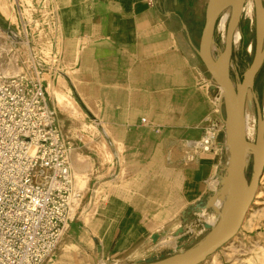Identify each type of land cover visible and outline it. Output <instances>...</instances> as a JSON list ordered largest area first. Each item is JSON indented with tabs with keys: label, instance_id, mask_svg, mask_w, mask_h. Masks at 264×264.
Returning <instances> with one entry per match:
<instances>
[{
	"label": "rangeland",
	"instance_id": "rangeland-1",
	"mask_svg": "<svg viewBox=\"0 0 264 264\" xmlns=\"http://www.w3.org/2000/svg\"><path fill=\"white\" fill-rule=\"evenodd\" d=\"M121 1L124 0H116L118 7H123ZM226 10L229 20L231 8ZM223 13L213 37L215 59L223 48L218 28ZM109 15L120 20L125 14L116 11ZM135 16L139 20L146 19L141 12ZM101 19L97 16L95 0H0V75L6 78L39 73L58 128L72 143V152L83 156L78 168L72 167L69 158L72 190L80 193L81 198L74 201L71 223L44 264L62 262L58 253L72 224L89 229L99 238L105 231L128 228L136 218L141 219L137 234L142 242L150 243L148 247L152 252L145 259L147 262L195 247L208 236L225 211L226 196L218 195L223 197L220 208L213 202L219 214L206 206L220 191L219 174L214 180L209 177L206 181L194 176L201 156L221 152L226 155L218 156L222 161L219 168L224 167L226 177L229 153L219 147L204 154L194 145L202 138L209 121L225 117L220 88L203 63L196 60V66H190L174 56L170 42L156 28L148 34L137 29L136 58L133 52L126 51L116 58L104 40L109 29L97 26ZM204 21L205 12L202 25ZM200 28L193 29L197 36ZM239 30L241 39L233 45L234 58L230 64V77L236 87L255 51L252 0L246 1ZM194 33L191 31L190 36ZM195 45L198 57L199 43ZM244 54L246 62L241 59ZM254 97L263 117L264 65L256 87L246 94V103H250L254 116L250 142L255 141L257 127ZM220 136H223L222 141ZM219 137L220 143L226 140L223 133ZM247 159L246 176L250 181L255 168L251 152ZM156 166L171 173L172 178H160L156 175ZM214 169L215 166L212 173ZM211 184H215L216 189ZM192 186L195 191L204 192L196 203L185 201ZM259 188H262L260 181L256 192ZM112 199L117 200L118 205L133 209L126 215L128 221L121 215L115 222L107 215L105 209ZM256 210L251 213L254 227L241 226L233 249L221 246L216 251V264H248L254 253L264 251V203ZM78 233L91 238L83 230ZM167 238L174 246L167 243ZM87 241L81 244L83 250L88 247ZM74 255L75 252L67 250L62 260L70 261ZM208 258L201 264H211ZM100 262L126 264L119 257L100 253L91 264Z\"/></svg>",
	"mask_w": 264,
	"mask_h": 264
},
{
	"label": "built area",
	"instance_id": "built-area-1",
	"mask_svg": "<svg viewBox=\"0 0 264 264\" xmlns=\"http://www.w3.org/2000/svg\"><path fill=\"white\" fill-rule=\"evenodd\" d=\"M55 120L39 73L0 75V264H44L81 198L72 190L73 146ZM222 133L224 119H213L194 145L204 154L219 147L228 153Z\"/></svg>",
	"mask_w": 264,
	"mask_h": 264
},
{
	"label": "water",
	"instance_id": "water-1",
	"mask_svg": "<svg viewBox=\"0 0 264 264\" xmlns=\"http://www.w3.org/2000/svg\"><path fill=\"white\" fill-rule=\"evenodd\" d=\"M247 0H209L205 10L197 55L210 77L222 92L225 117V139L228 145V167L226 177L220 179V191L214 194L206 206L216 214L219 209L213 205L218 195L226 196L225 211L208 236L195 247L167 258L143 264H201L239 231L243 220L258 189L259 179L264 169V116L258 100L254 97L256 109V137L250 142L245 132L246 94L253 91L255 78L264 64V0H252L255 11V51L251 64L245 70L241 82L236 87L230 77L233 52V37L239 30ZM231 13L226 26L222 52L215 59L212 54L216 24L226 9ZM255 158L250 181L246 172L248 153ZM209 228V226H207Z\"/></svg>",
	"mask_w": 264,
	"mask_h": 264
},
{
	"label": "crops",
	"instance_id": "crops-1",
	"mask_svg": "<svg viewBox=\"0 0 264 264\" xmlns=\"http://www.w3.org/2000/svg\"><path fill=\"white\" fill-rule=\"evenodd\" d=\"M208 1L209 0H135L132 2L124 0L121 1L123 7H118L116 0L114 2L111 0H95L97 16L102 17V19L97 22V26L99 28L109 29L106 30L109 35L105 37L104 40L105 43L109 44L108 50L110 53H113L116 58L122 51L129 53L133 52V57L136 58V53L138 52L137 29L139 28L141 32H147L148 34L152 32V29L156 28L159 33L163 34L164 39L170 42L172 47L171 53L174 56L190 66H196V60H198L199 64H202L200 58L196 57L194 51L195 44L200 42L204 26L201 20ZM116 11L124 12V17L118 20V18L115 19L109 15ZM140 12L145 15L146 19H137L135 15H138ZM131 16H134V18L132 19ZM199 27H201V30L198 32L197 36L196 31L193 29H199ZM190 28L192 32H195L193 37L190 36ZM152 42L154 41L151 40V43ZM152 48L153 46L151 45L148 50L151 51ZM219 140L222 141L223 136H220ZM219 155L221 157L226 154L219 152ZM219 155L214 153L201 156V163H199L198 170L194 176H199L198 178L203 177L205 181L209 177H212L214 180L217 174H219L220 179L224 178L225 175L223 173H225V169L224 167L223 169L222 167L219 168L222 163V161L218 160ZM226 162L227 159L225 163ZM214 166L215 169L212 173V168ZM211 173L212 175L210 176ZM199 188H202L201 185ZM188 191L189 194H187L185 201H189V203H196L204 195L202 190L200 192L197 190L195 191L193 186L190 187ZM112 200L118 203L117 200ZM131 210L133 209L129 206L123 211L122 215L125 221L129 220L126 218V215ZM133 223L128 228H117L111 232L105 231L100 234L99 238L96 233L89 231V229L75 227L72 224L70 226V232L67 235V241L65 240L62 247L60 246L61 249L58 253V258L65 264H70V262L71 264H91L93 259L96 258V255L100 253L102 255L111 254L115 257H119L121 262L125 261L126 264L154 262V260L145 261L149 254L152 253L148 247L150 243L146 241L142 242L137 234L140 229H135ZM80 230L91 235V238H87L83 234L78 233ZM75 238H78L79 242L74 243L76 240ZM86 239H88V247L86 250H83L81 244ZM96 242L97 244H95ZM77 247H79V249H77ZM67 250L75 252V255L71 257L70 261H67V258L62 260Z\"/></svg>",
	"mask_w": 264,
	"mask_h": 264
},
{
	"label": "bare ground",
	"instance_id": "bare-ground-1",
	"mask_svg": "<svg viewBox=\"0 0 264 264\" xmlns=\"http://www.w3.org/2000/svg\"><path fill=\"white\" fill-rule=\"evenodd\" d=\"M244 12V11H243ZM228 13L229 11L226 10L223 13L222 19L219 22V31L221 32V37L223 38V40L225 39V35H226V26H227V20H228ZM248 14H251V12L249 11ZM11 36L13 37V34H11ZM241 39V33L240 30H236L234 37H233V45H236L239 43ZM216 50V47L214 45H212V54L214 55V52ZM122 97H124V94H121ZM244 120H245V132H246V137H251L252 136V132H253V123H254V116H253V112L250 106V103H246V107H245V116H244ZM72 152V151H71ZM70 158V164L72 165V167L74 168H78V164L81 163V159H83V156L78 154L77 152H72L69 155ZM198 162V161H197ZM157 165V164H154ZM158 166V165H157ZM156 166V171H158L156 173V175H160V178H164L167 180H170L172 178V174L169 172H166L165 170L162 169V167H157ZM260 184L262 183V188H259V192H256V196H255V200L252 203V205L249 207L247 214L243 220L242 223V227L243 226H247L248 228H253L254 227V222L253 221V217L252 215L254 214V211L260 207L263 203H264V192L263 190V186H264V173L260 176ZM212 185V184H211ZM212 187L214 189H216V185L213 184ZM222 201L221 198H218L217 201V205L220 204V202ZM126 206H121L115 203L114 200H111L108 203V206L106 207V211H107V215L110 216L111 215V219L112 220H118V218L121 217L123 211L125 210ZM167 209V207H166ZM168 212V211H167ZM253 213V214H251ZM255 213H257V210L255 211ZM204 217H207L206 215H203ZM251 219H250V218ZM141 219L139 220V218H136V220L133 223V227L137 230H139L141 227L139 225ZM240 232V231H239ZM169 239V238H167ZM236 239V235L230 239L227 243H225L223 245L222 248L225 247L226 250H232L233 246H234V240ZM164 243H166V241H163ZM167 243L171 246H174V243L172 242V240H167ZM208 260H211V264H216L218 262V257H217V253L215 252L214 254H212L211 256H209ZM205 263V262H203ZM264 264V251L261 253H254L250 258H249V263L248 264ZM51 264H65L59 261L53 262ZM100 264H104L103 262H100Z\"/></svg>",
	"mask_w": 264,
	"mask_h": 264
},
{
	"label": "trees",
	"instance_id": "trees-1",
	"mask_svg": "<svg viewBox=\"0 0 264 264\" xmlns=\"http://www.w3.org/2000/svg\"><path fill=\"white\" fill-rule=\"evenodd\" d=\"M220 52H222V50H221ZM233 58H234V49H233V52H232L231 62L233 61ZM246 58H247V55L244 54L243 57H242L241 59H242L243 62H246ZM263 65H264V64H263ZM262 68H263V66H262ZM262 68H261V69H262ZM261 69H260V71L258 72V74L256 75V78H255V85H254V87H256L257 78H258V76H259L260 73H261Z\"/></svg>",
	"mask_w": 264,
	"mask_h": 264
}]
</instances>
